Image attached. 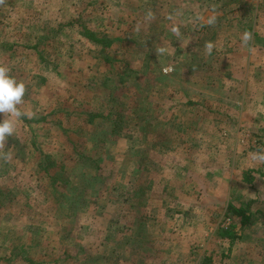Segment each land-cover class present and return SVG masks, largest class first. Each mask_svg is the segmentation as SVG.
I'll use <instances>...</instances> for the list:
<instances>
[{
	"label": "rangeland",
	"instance_id": "obj_1",
	"mask_svg": "<svg viewBox=\"0 0 264 264\" xmlns=\"http://www.w3.org/2000/svg\"><path fill=\"white\" fill-rule=\"evenodd\" d=\"M162 1L0 0V64L27 114L0 143V264H264V66L238 72L226 53L254 0L191 3L219 19L198 51V18L175 23Z\"/></svg>",
	"mask_w": 264,
	"mask_h": 264
},
{
	"label": "crops",
	"instance_id": "obj_2",
	"mask_svg": "<svg viewBox=\"0 0 264 264\" xmlns=\"http://www.w3.org/2000/svg\"><path fill=\"white\" fill-rule=\"evenodd\" d=\"M198 1L199 0H182V1L172 0V4L174 3H177V4L184 3L185 4V2L188 4V5L185 4L187 6L183 10L180 9V7L177 4H175L176 11L174 10L173 12L174 17H175V23H177V21L179 23L180 21H185L191 15H194L195 17H197L198 21L201 23L199 25V28L201 29L200 32L199 30L198 31L194 30L193 33L189 36L190 41H192V44L194 45L195 51H198L196 47L202 46L203 43H212V40L208 41L209 34H211L210 31L212 30L214 23L217 20H219V19L212 20L206 16L209 9H208V6L204 7L205 5L203 2H202L203 9L197 13L198 15L191 13L189 5L193 2L194 4H196V2ZM240 1H242L243 5H246V3H250V1L252 0H240ZM169 3H170L169 0H167V2L163 0L162 1L163 8H164V5L169 4ZM253 6H254V10L256 11L253 17L248 19L247 16L242 15L241 18L239 19L241 23L238 24L239 27L237 30V41L235 44L236 49L230 50V51L228 50L229 52H226L228 54L227 57H231V60H230L231 64H233V66L236 67L238 72H242V73L245 70H248L252 64H255V66H258V68H261L262 65L264 66V22L263 21L261 22L262 18H264V0H254ZM228 21L230 20L228 19ZM246 32L251 34V39L247 42V44L242 42V37ZM195 34H197L198 36L201 34V37L197 41L192 40ZM212 34L214 35L213 32ZM176 51H177V47L174 48V53ZM181 195L184 196V198H181V200L186 208H183L184 211L181 214V216L176 215V218H178L179 220L181 219L180 221L186 227V224L189 223V219L186 215L191 205V203H189L188 201L190 196H188L187 193H183ZM181 195L179 196L181 197ZM192 209L194 210V208H191V211ZM205 211L207 212V210ZM183 214L185 216L184 218H183ZM240 226L242 228L245 227V225L242 226L241 223H240Z\"/></svg>",
	"mask_w": 264,
	"mask_h": 264
},
{
	"label": "clouds",
	"instance_id": "obj_3",
	"mask_svg": "<svg viewBox=\"0 0 264 264\" xmlns=\"http://www.w3.org/2000/svg\"><path fill=\"white\" fill-rule=\"evenodd\" d=\"M251 39L250 33H245L242 42L247 44ZM211 51V44L208 46ZM26 86L23 82H18L10 75V68L0 64V143L4 142L7 137H11L17 126V119L27 115L22 113L17 107L22 103ZM7 114L8 118H3ZM254 159L264 161V152L256 153Z\"/></svg>",
	"mask_w": 264,
	"mask_h": 264
},
{
	"label": "trees",
	"instance_id": "obj_4",
	"mask_svg": "<svg viewBox=\"0 0 264 264\" xmlns=\"http://www.w3.org/2000/svg\"><path fill=\"white\" fill-rule=\"evenodd\" d=\"M82 27H83V31H85V35L87 38H89L90 40H92L95 43L101 44L105 48L111 47L113 43H116L119 41L118 38H111V36L108 35L107 33L90 30L87 26H82ZM133 71H135V70H130V72H133ZM126 78L127 77H125V78L122 77L120 81L125 82ZM108 80H110V79L108 78ZM171 84L172 83H170V85ZM106 87L108 89L112 88L111 93H110V95H111L112 91L114 90V87H110V85H107V84H106ZM137 111H138V109H135L134 113H137ZM117 115L121 117V113H118ZM116 126H118L117 123H116ZM39 163H40L39 166H41V168H44L45 171H47V172H49V169L51 167L55 166V165H53V162H51V163L49 162V164L46 166L44 165V162L42 160ZM64 169H65V166H63V165L58 166V170L50 176V181H49V184L53 185V188H54L53 192H56L58 201H60V202L63 201L64 199L68 200V198L70 197L69 194L66 193V191L62 192V191L58 190L57 182L60 181L59 184H61V183L65 184L67 182V179L65 180L63 178ZM0 189H1V187H0ZM0 201L4 202V200H2V198H1V196H0ZM228 211L234 212V214H237L238 216H240V223L242 226H244V225L246 226L248 224L251 215L246 214L247 211L243 205L240 207H236V206L230 204ZM248 211L250 212V210H248ZM234 227H236V225H232L231 227H228L225 230L223 237H226V238L230 239L231 241H235L237 238H239V236H238L239 234L234 230ZM19 253L20 252H17V250H14L13 257H15L14 255H16V254L19 255ZM25 259L30 261L31 263H35V261L32 258H29L26 255H25Z\"/></svg>",
	"mask_w": 264,
	"mask_h": 264
}]
</instances>
